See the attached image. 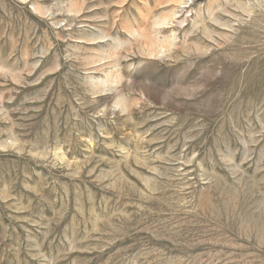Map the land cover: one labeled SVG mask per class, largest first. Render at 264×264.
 I'll use <instances>...</instances> for the list:
<instances>
[{
	"label": "rangeland",
	"instance_id": "1",
	"mask_svg": "<svg viewBox=\"0 0 264 264\" xmlns=\"http://www.w3.org/2000/svg\"><path fill=\"white\" fill-rule=\"evenodd\" d=\"M0 264H264V0H0Z\"/></svg>",
	"mask_w": 264,
	"mask_h": 264
},
{
	"label": "bare ground",
	"instance_id": "2",
	"mask_svg": "<svg viewBox=\"0 0 264 264\" xmlns=\"http://www.w3.org/2000/svg\"><path fill=\"white\" fill-rule=\"evenodd\" d=\"M177 1H179V0H177ZM138 32H139V34H140L141 36H145V31L142 30L141 27L138 28ZM137 34H138V33H137Z\"/></svg>",
	"mask_w": 264,
	"mask_h": 264
}]
</instances>
